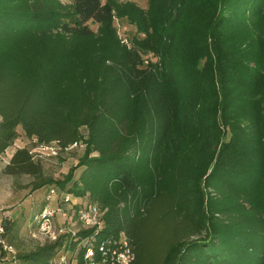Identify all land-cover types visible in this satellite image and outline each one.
Listing matches in <instances>:
<instances>
[{
  "label": "trees",
  "instance_id": "16d2710c",
  "mask_svg": "<svg viewBox=\"0 0 264 264\" xmlns=\"http://www.w3.org/2000/svg\"><path fill=\"white\" fill-rule=\"evenodd\" d=\"M19 127L84 153L57 179L20 147L2 173L46 188L37 214L55 189L103 226L7 264H82L85 238L121 236L131 264H264V0H0V154Z\"/></svg>",
  "mask_w": 264,
  "mask_h": 264
},
{
  "label": "rangeland",
  "instance_id": "374dc122",
  "mask_svg": "<svg viewBox=\"0 0 264 264\" xmlns=\"http://www.w3.org/2000/svg\"><path fill=\"white\" fill-rule=\"evenodd\" d=\"M119 1H133L142 8L147 7V0ZM114 25L117 27L119 36L125 41H128L136 33L134 25L129 24L125 19H119L117 16L114 18ZM93 27L95 28L96 26L93 25ZM80 130L82 135L85 136V129L81 128ZM18 134L14 143L4 153L0 154V221L6 216H10L9 241L16 250L17 259L19 254L32 251L40 242H44L42 237L39 240L32 239L28 231L34 224V217L42 204L46 188L42 187L38 190H33L29 185L32 178L26 175L17 177L16 180L19 185L14 186V178L2 173L3 166L9 161L15 149L27 147L42 164L43 172L46 176L61 179L69 171V168L78 164L85 149V144L82 139H79L72 148L53 155L48 149L42 150L40 144L36 143L35 138L27 137L21 127L18 128ZM50 144L55 145L54 142ZM81 169L82 167H77L74 170L76 176ZM70 197L71 202L80 199L72 194H70ZM60 203L63 204L62 209H70L69 204ZM152 219H154V215ZM54 222L56 227L67 228L68 226V223L61 216H57ZM150 225L151 222L145 226L144 230H147ZM150 253L148 252V257ZM17 263H19L18 260Z\"/></svg>",
  "mask_w": 264,
  "mask_h": 264
},
{
  "label": "built area",
  "instance_id": "2783aa9c",
  "mask_svg": "<svg viewBox=\"0 0 264 264\" xmlns=\"http://www.w3.org/2000/svg\"><path fill=\"white\" fill-rule=\"evenodd\" d=\"M54 144H40V146L42 150L48 149L51 154L56 155L59 147L56 142ZM74 144L65 149L72 148ZM45 201L46 204L35 216L34 225L28 231L32 239L39 240L42 237L44 241H55L65 231L71 230L70 225L72 222H77L82 228L86 229L99 230L103 226V211L94 203L71 202L70 194L57 192L55 189L49 190L45 195ZM60 202L69 204L70 209H62L63 204ZM57 216H61L68 223L67 228L55 226L54 221ZM84 242L86 247L82 264H131L135 259L132 247L128 240L122 236L118 239L101 241L95 245V248H93V242L88 238H85ZM95 252L100 255L98 260L92 259ZM15 255L16 250L8 241L5 226L0 221V264H7ZM76 260V258H71L67 253H64L58 258L57 263L76 264Z\"/></svg>",
  "mask_w": 264,
  "mask_h": 264
},
{
  "label": "crops",
  "instance_id": "0c3cea01",
  "mask_svg": "<svg viewBox=\"0 0 264 264\" xmlns=\"http://www.w3.org/2000/svg\"><path fill=\"white\" fill-rule=\"evenodd\" d=\"M77 199V198H76ZM82 200H85L84 198H80V199H78L77 201H82ZM41 243H43V242H40L39 244H41Z\"/></svg>",
  "mask_w": 264,
  "mask_h": 264
}]
</instances>
